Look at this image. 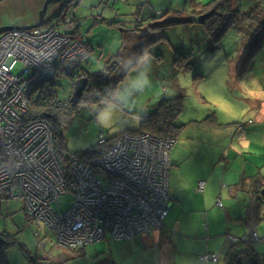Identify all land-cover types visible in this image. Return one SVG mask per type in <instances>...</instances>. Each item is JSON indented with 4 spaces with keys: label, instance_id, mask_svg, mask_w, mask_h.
Masks as SVG:
<instances>
[{
    "label": "rangeland",
    "instance_id": "1",
    "mask_svg": "<svg viewBox=\"0 0 264 264\" xmlns=\"http://www.w3.org/2000/svg\"><path fill=\"white\" fill-rule=\"evenodd\" d=\"M208 1L210 0L72 2L74 5L69 7V14L75 11L74 15L68 14L62 22L70 23L67 27L72 29L71 33L76 30L75 38L86 44L87 54L83 55L84 58L80 57V66L95 73L102 70L112 58L110 64L106 65V68H110L106 73L114 82L115 91L114 101L88 103L80 99L75 104L71 103L70 109L56 114L54 121H57L59 138L67 152L82 151L97 145L101 138L114 139L123 132L138 130L142 118L154 112L161 100L177 94L182 95L183 110L175 123L191 122L194 118L201 122L210 121L213 115L216 122L223 124L224 128L232 125L248 130L252 126H258L261 120L258 109H264V0H233L234 7L238 5L247 17L227 29L219 43L211 40L201 23L186 20L158 27L173 18L190 17L193 2ZM44 2L45 0H0V27L36 24ZM57 9L58 2L48 4L44 19L49 18ZM208 12H203L198 17ZM148 35H164L165 39L149 47V64H132L140 49L139 40ZM214 44L217 46L212 48ZM177 52L191 55L190 69L174 72ZM111 63L115 65L112 69ZM20 71L21 64H18L14 72ZM142 71L150 82L146 87L134 86V80ZM53 80L57 83L59 100L68 99L75 79L58 72ZM109 103L115 105L118 120L112 127L105 128L98 125L94 113ZM137 115L140 116L138 120ZM259 127L264 130V123H260ZM190 129L192 128H188V133L193 132L198 137L202 135L201 132ZM247 138L251 144V154L247 157L258 166L257 170L261 171L264 182V131L250 133ZM70 198V194L61 196L62 201ZM261 205L264 207L263 203ZM261 218L254 226L258 237L255 251L263 256L264 210ZM0 233L3 239L14 241L5 251L6 261L3 264H51L50 260L42 259L43 251L52 254L60 252L55 246L53 233L25 215L24 202L19 198L0 199ZM105 237L106 240L87 245L85 254L78 255L65 264H149L145 254L135 253L136 246L128 244L129 239L112 240L109 235ZM119 253L122 254L121 257Z\"/></svg>",
    "mask_w": 264,
    "mask_h": 264
},
{
    "label": "built area",
    "instance_id": "2",
    "mask_svg": "<svg viewBox=\"0 0 264 264\" xmlns=\"http://www.w3.org/2000/svg\"><path fill=\"white\" fill-rule=\"evenodd\" d=\"M69 24L44 19L39 26L0 31V199L23 200L26 216L51 231L59 247L76 249L106 235L131 239L163 227L172 204L168 171L175 139L127 132L100 155L64 165L51 125L30 118L29 93L59 69L77 72L87 53ZM18 64L21 71L15 73ZM78 73L76 79L85 77ZM203 187L200 181L197 189ZM216 204L223 206L219 199ZM201 259L217 262L218 256Z\"/></svg>",
    "mask_w": 264,
    "mask_h": 264
},
{
    "label": "crops",
    "instance_id": "3",
    "mask_svg": "<svg viewBox=\"0 0 264 264\" xmlns=\"http://www.w3.org/2000/svg\"><path fill=\"white\" fill-rule=\"evenodd\" d=\"M258 114L259 124L264 123V109H258ZM182 124L169 154L168 191L172 204L164 225L129 239L128 244H135V253L145 254L149 264H264L255 258L252 260L251 255L227 252L233 239L246 236L250 230L245 222L247 205L254 195L253 181L263 182V177L258 166L247 157L251 154L247 137L264 130L259 124L248 130L232 125L224 128L216 120L201 122L195 118ZM188 128L202 135L188 133ZM200 181L204 182L202 191L197 189ZM218 199L222 207L216 204ZM103 240L106 237L99 241ZM55 246L60 252L43 251L42 254V259L50 260L51 264H65L85 254L87 245L64 249L55 242ZM205 254L217 255L218 261H203L201 257Z\"/></svg>",
    "mask_w": 264,
    "mask_h": 264
},
{
    "label": "trees",
    "instance_id": "4",
    "mask_svg": "<svg viewBox=\"0 0 264 264\" xmlns=\"http://www.w3.org/2000/svg\"><path fill=\"white\" fill-rule=\"evenodd\" d=\"M74 0H60L58 1V9L51 14L49 18H45V21H56L58 24L63 23V19L67 17L69 14V7L74 3ZM77 1V0H75ZM233 0H210L206 3H194L191 7V16L184 18H173L170 19V22H167L163 25H158V27L163 26H171L175 23H180L182 21H192L195 23H200L198 21V15L203 12H210V15L205 18V20L201 23L211 38V40L215 43H219V40L222 38L223 33L229 29L235 22L243 20L242 18H246L241 11L240 7H234ZM112 2V1H111ZM194 8V9H193ZM247 14V13H246ZM196 15V16H195ZM157 26V25H156ZM155 27V26H154ZM75 32H69L75 38ZM79 32V31H78ZM165 39L164 35H159L154 37L152 35L142 36L139 40V51L137 52L135 59L132 64L139 62V56L142 54L141 49L146 48L149 49L152 44L156 42H160ZM81 42V41H80ZM84 43V42H82ZM85 44V43H84ZM86 45V44H85ZM88 46V45H87ZM217 45L214 44L212 48H215ZM208 48H204L207 50ZM149 51V50H148ZM150 52V51H149ZM118 56V55H116ZM120 56V53H119ZM107 64H110L112 58L109 59ZM184 61V62H183ZM106 64V65H107ZM117 64V63H116ZM106 65L104 68L98 72L91 73L85 70L80 66V62L78 65L77 72L65 73L62 69H59L58 72L62 74L69 75L72 79H76L79 76L78 72H82L85 74V78H87V84L83 91L81 100L93 103L98 101H114V89L115 85L112 80H110L106 73ZM115 65L111 66L112 67ZM192 67L191 55L186 54V52H177L174 59V72L177 70H187ZM110 70V68L108 69ZM58 73L55 74L57 76ZM51 77L49 80L37 82L29 93V106H30V118L31 119H45L51 125L54 135V145L58 156L61 161L65 163L71 158H78L81 161H87L93 157H96L101 154L106 147L117 139L121 134L116 136L114 139L109 138L103 144H97L88 149L77 151V152H67L65 150L64 144L62 140L59 138L60 134L58 131L57 121H54V118L57 113H61L71 108V104L67 107H61L63 103L70 101V97L66 100H59L58 92H57V83L53 80L55 77ZM183 110V101L182 95L177 94V96H173L170 98H164L161 100L155 111L144 116L140 122V127L138 130L128 131V133H149L156 136L161 137H170L175 139L180 134L183 124L179 122L175 123V119L179 116V114ZM47 116V118L45 117ZM212 120H215V116H211ZM52 118V119H51ZM254 195L250 202L247 205L246 211V219L245 222L249 226L250 230L246 236L235 239L230 244H228L227 252L235 251L237 253H242L244 255H251L253 259L261 260L264 263V255L260 256L255 251L254 235L256 234V224L262 220L261 213L263 212L264 207L261 205L264 204V199L260 195L259 190L264 188V182L259 180H254ZM25 211V210H24ZM26 215V214H25ZM29 218V217H28ZM1 234V233H0ZM257 236V234H256ZM229 242V241H228ZM14 244V241H10L7 239H3L0 235V263H5V251L7 247Z\"/></svg>",
    "mask_w": 264,
    "mask_h": 264
},
{
    "label": "clouds",
    "instance_id": "5",
    "mask_svg": "<svg viewBox=\"0 0 264 264\" xmlns=\"http://www.w3.org/2000/svg\"><path fill=\"white\" fill-rule=\"evenodd\" d=\"M141 55L139 56V63L141 64H149L151 62V54L146 48L141 49ZM149 77L146 75L145 72H140L139 75L134 80V86L140 87L138 85H142L144 87L147 86L149 83ZM120 111H123V109H120ZM95 120L101 127H112L113 124H115L118 120L117 111L115 109V105L112 103H109L106 107L103 109L97 111L94 113ZM137 120L140 119V116L137 115Z\"/></svg>",
    "mask_w": 264,
    "mask_h": 264
},
{
    "label": "water",
    "instance_id": "6",
    "mask_svg": "<svg viewBox=\"0 0 264 264\" xmlns=\"http://www.w3.org/2000/svg\"><path fill=\"white\" fill-rule=\"evenodd\" d=\"M58 1H60V0H45L41 10L39 11V20L36 24H34L32 26H21V27H18V26L6 27V26H4V27H0V31L5 30V29H10V28H29V27L41 25L44 21V14L46 12L48 4L53 3V2H58ZM209 15H210V12L199 16L198 21L200 23H202V21L205 18H207ZM111 65H113V63H111ZM106 69H109V67H107ZM23 73H24V71H22L20 74H23ZM86 84H87V78H85V77L84 78H78V79H75L73 81V90H72L71 96H70V102L72 104L77 103L81 99L83 91L86 87ZM45 117L47 118V116H45ZM260 194L264 199V188L260 190Z\"/></svg>",
    "mask_w": 264,
    "mask_h": 264
}]
</instances>
